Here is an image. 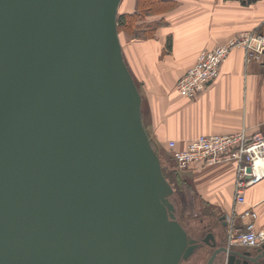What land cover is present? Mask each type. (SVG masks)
Listing matches in <instances>:
<instances>
[{
    "label": "water",
    "instance_id": "95a60500",
    "mask_svg": "<svg viewBox=\"0 0 264 264\" xmlns=\"http://www.w3.org/2000/svg\"><path fill=\"white\" fill-rule=\"evenodd\" d=\"M120 3L0 0V264H264L178 221Z\"/></svg>",
    "mask_w": 264,
    "mask_h": 264
},
{
    "label": "crops",
    "instance_id": "0c3cea01",
    "mask_svg": "<svg viewBox=\"0 0 264 264\" xmlns=\"http://www.w3.org/2000/svg\"><path fill=\"white\" fill-rule=\"evenodd\" d=\"M169 1L174 7L146 15L137 23L138 35L121 33L119 38L124 62L141 96L142 123L157 154L161 157L166 150L171 154V140L182 148L200 135L241 130L264 135V57L245 62L244 50L234 48L218 76L197 97L182 98L175 90L177 80L201 50L245 31L264 35V0L244 4L240 0ZM135 3L121 0L118 11L132 14ZM187 170L201 202L199 223H211L222 231L223 244L218 245L227 246L229 229H244L250 222L241 217L245 209L257 213V230L264 226V178L247 187L244 205L235 206L234 163L193 164Z\"/></svg>",
    "mask_w": 264,
    "mask_h": 264
},
{
    "label": "built area",
    "instance_id": "2783aa9c",
    "mask_svg": "<svg viewBox=\"0 0 264 264\" xmlns=\"http://www.w3.org/2000/svg\"><path fill=\"white\" fill-rule=\"evenodd\" d=\"M234 48H242L245 62L264 57V35L256 31L241 32L223 44L199 52L195 63L177 80L175 90L179 97L192 99L198 96L219 74V67ZM172 159L179 170L193 164L213 166L225 163L236 165L233 203H246L245 190L264 178V135H249L245 130L225 135H200L178 148L168 142ZM242 218L250 222L244 229H229L226 245L246 249L258 248L264 243V226L255 228L257 213L245 209Z\"/></svg>",
    "mask_w": 264,
    "mask_h": 264
},
{
    "label": "trees",
    "instance_id": "16d2710c",
    "mask_svg": "<svg viewBox=\"0 0 264 264\" xmlns=\"http://www.w3.org/2000/svg\"><path fill=\"white\" fill-rule=\"evenodd\" d=\"M240 1L244 4L246 2H255L257 0H240ZM174 5L175 4L170 2L169 0H136L135 11L132 14H124L118 11L117 30H118L119 38L121 33H128L130 36L135 37L136 35H138L137 29L140 26L137 23L141 21L146 15L161 13L162 11L171 9L172 7H174ZM147 28L149 31H152L151 25H148ZM263 65H264V60H263ZM162 172L165 178L167 179V181L169 182V184L173 188V195L171 196V201L175 205L177 199L176 197H179V202H180L179 211L181 213V216H183L187 212H189L191 216L197 215L196 214L197 211H195V209L193 208V201H192V197L196 199V194L192 191V189L191 188L188 189L184 181L178 180V178L173 176L172 174L171 175L166 174L163 169ZM177 217L179 221L180 218L178 213H177ZM187 232L189 233V231Z\"/></svg>",
    "mask_w": 264,
    "mask_h": 264
},
{
    "label": "rangeland",
    "instance_id": "374dc122",
    "mask_svg": "<svg viewBox=\"0 0 264 264\" xmlns=\"http://www.w3.org/2000/svg\"><path fill=\"white\" fill-rule=\"evenodd\" d=\"M160 162H161L162 169L165 171L166 174H170V175L172 174L173 176L177 177L178 180L184 181L185 184L187 185V188L188 189L191 188L192 191L194 193H196V186H195L196 183H194V181H193L190 173L188 172V170L187 169H185V170L177 169V167H176V165L172 159L171 154L167 150L161 153ZM187 196H189V195H187ZM176 198L177 199H176L175 207L177 208V213L179 214V218H180L179 221L181 222V224L185 230L189 231V233L192 236L197 237L199 235L198 234L199 231L203 227V225H201L199 223L200 217L202 215V212L198 211L201 208V206H200L201 202L199 200V197L196 196V199H194L192 197L193 208L195 209V211H197L196 212L197 215H194V216L193 215L191 216L189 212H187L183 216H181V213L179 211V208H180L179 197H176ZM207 258H208V256L204 257L201 260V259H198V257H196V258H192V260L194 261V263H195V261H197L196 264H205Z\"/></svg>",
    "mask_w": 264,
    "mask_h": 264
},
{
    "label": "flooded vegetation",
    "instance_id": "af4514ba",
    "mask_svg": "<svg viewBox=\"0 0 264 264\" xmlns=\"http://www.w3.org/2000/svg\"><path fill=\"white\" fill-rule=\"evenodd\" d=\"M204 226H206V227H204V229L203 228H201V230L199 231V235L196 237L197 238V240H198V242L199 243H201L202 242V240L209 234V231L211 230H213V228H215L216 226L215 225H212L211 223H208V224H204ZM217 228V227H216ZM187 231V230H186ZM216 231V233L218 234V238H217V244H223V240H222V231H220L219 229H217V230H215ZM190 234V233H189ZM200 235H201V237H200ZM204 247H205V245L201 248V250L202 249H204ZM201 250H199L198 252H196V254H194V256L192 257V258H195L199 253H200V251ZM192 258L190 259V260H188V261H183V262H181V264H194V261L192 260ZM192 260V261H191Z\"/></svg>",
    "mask_w": 264,
    "mask_h": 264
}]
</instances>
